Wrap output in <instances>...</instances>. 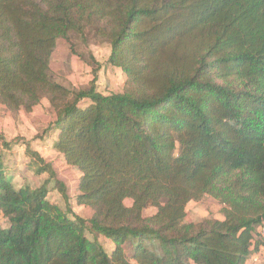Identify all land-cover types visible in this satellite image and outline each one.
Instances as JSON below:
<instances>
[{"label": "trees", "instance_id": "1", "mask_svg": "<svg viewBox=\"0 0 264 264\" xmlns=\"http://www.w3.org/2000/svg\"><path fill=\"white\" fill-rule=\"evenodd\" d=\"M90 28L119 92H96V71L88 88L50 75L59 40ZM43 95L54 118L40 136L81 171L90 215L48 198L53 180L71 210L27 146L48 178L14 184L0 162V264H248L264 245V0H0V105L29 113ZM205 198L223 219H188Z\"/></svg>", "mask_w": 264, "mask_h": 264}, {"label": "rangeland", "instance_id": "2", "mask_svg": "<svg viewBox=\"0 0 264 264\" xmlns=\"http://www.w3.org/2000/svg\"><path fill=\"white\" fill-rule=\"evenodd\" d=\"M93 31V28L88 29L85 36L72 32L69 40H59L58 47L52 55L50 75L53 80L69 88H88L90 82L94 80L96 71L97 83L94 89L98 93L108 95L121 89L124 77L119 68L107 63L111 52L109 41L97 39ZM73 50L82 54L83 57H79ZM53 117L52 107L45 95L42 96L41 104L30 113L9 112L0 105V136H2L0 162L14 184L25 182L38 188L46 182L48 175L37 174L31 157L25 153V148L28 146L32 151L38 152L45 160L53 163L58 179L67 186L71 197V210H67L59 191L52 189L53 180L49 183L48 198L71 217L74 214L89 217V210L80 207L75 198L80 178L78 169L68 166L61 156L52 150L50 137L47 135L41 137ZM3 141H8L11 145L2 147ZM126 204L129 206L131 201L127 200ZM156 211V207L149 205L144 214L151 216ZM187 212L188 219L196 222L224 218L220 205L211 198H205L201 202H191L187 207ZM3 224H6L4 219ZM87 234L92 237L91 232L87 231ZM99 240L108 251L113 248L111 241L105 237L100 236ZM126 249L131 251L130 245H126Z\"/></svg>", "mask_w": 264, "mask_h": 264}, {"label": "crops", "instance_id": "3", "mask_svg": "<svg viewBox=\"0 0 264 264\" xmlns=\"http://www.w3.org/2000/svg\"><path fill=\"white\" fill-rule=\"evenodd\" d=\"M114 67V66H113ZM120 69V68H119ZM121 70V69H120ZM122 71V70H121ZM123 74V73H122ZM124 77V76H123ZM121 89H122V87H121ZM121 89L119 90V91H121ZM119 91H117V92H119ZM50 102V101H49ZM41 104V103H40ZM37 107V106H36ZM35 108V107H34ZM21 111H24V110H21ZM10 112V111H9ZM20 112V111H19ZM25 112V111H24ZM26 113H28V112H26ZM30 113V112H29ZM54 118V117H53ZM53 120V119H52ZM51 148H52V139H51ZM52 150L53 151H55V152H57L56 150H54L53 148H52ZM60 156H61V158L63 159V156L59 153V152H57ZM64 160V159H63ZM47 161V160H46ZM65 162V161H64ZM52 163V162H51ZM53 164V163H52ZM69 166V165H68ZM71 167H73V166H71ZM75 168V167H74ZM77 169V168H76ZM78 171H79V173H80V178H81V175H82V173H81V171L78 169ZM45 174V173H44ZM44 174H41V175H44ZM15 176H16V174H15ZM80 178H79V180H80ZM25 183V182H24ZM79 183V182H78ZM19 184V183H18ZM77 188H78V186H77ZM78 193V192H77ZM70 195V194H69ZM77 195V194H76ZM75 198H76V196H75ZM212 199V198H211ZM212 200H214V199H212ZM203 201V200H202ZM215 201V200H214ZM201 202V201H200ZM216 202V201H215ZM70 203H71V197H70ZM190 204V203H189ZM80 206V205H79ZM80 207H82V208H84L83 206H80ZM221 207V206H220ZM223 219V218H222ZM258 231H260L261 232V234H262V238H263V240H264V227H262V228H259L258 229ZM256 246H253L252 248V254H251V256H250V260L248 261V264H264V245H260V246H258L257 248H255Z\"/></svg>", "mask_w": 264, "mask_h": 264}]
</instances>
